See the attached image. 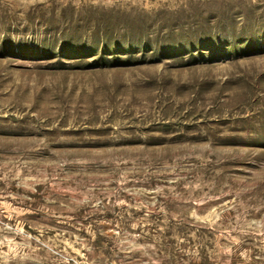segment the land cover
<instances>
[{
    "label": "rangeland",
    "instance_id": "374dc122",
    "mask_svg": "<svg viewBox=\"0 0 264 264\" xmlns=\"http://www.w3.org/2000/svg\"><path fill=\"white\" fill-rule=\"evenodd\" d=\"M0 264H264V0H0Z\"/></svg>",
    "mask_w": 264,
    "mask_h": 264
}]
</instances>
